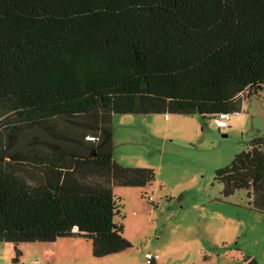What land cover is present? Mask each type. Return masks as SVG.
<instances>
[{
  "label": "trees",
  "instance_id": "obj_1",
  "mask_svg": "<svg viewBox=\"0 0 264 264\" xmlns=\"http://www.w3.org/2000/svg\"><path fill=\"white\" fill-rule=\"evenodd\" d=\"M261 91L264 0H0L7 135L58 118L82 128L73 147L29 158L33 186L0 157V242L80 238L94 258L131 248L112 189L144 188L154 172L114 161L112 114L197 115L204 124ZM215 179L224 197L245 190L264 213V137Z\"/></svg>",
  "mask_w": 264,
  "mask_h": 264
},
{
  "label": "rangeland",
  "instance_id": "obj_2",
  "mask_svg": "<svg viewBox=\"0 0 264 264\" xmlns=\"http://www.w3.org/2000/svg\"><path fill=\"white\" fill-rule=\"evenodd\" d=\"M239 98L241 112L220 131L213 125L217 118L201 124L197 115L112 114L114 161L154 172L153 182L144 188L112 189L120 205L114 220L123 225L131 248L94 258L90 243L82 239L0 242V264H147L146 253L159 256L155 264H264V213L253 208L245 190L224 197L215 179L254 138L264 137V91ZM7 116L0 110L2 164L30 186L36 168L29 158L56 146L73 147V131L82 129L58 118L46 130L24 129L13 138L5 129ZM84 121L90 122H76ZM87 136L83 142L92 137ZM14 155L19 159L13 160ZM16 252L18 261L13 263Z\"/></svg>",
  "mask_w": 264,
  "mask_h": 264
},
{
  "label": "built area",
  "instance_id": "obj_3",
  "mask_svg": "<svg viewBox=\"0 0 264 264\" xmlns=\"http://www.w3.org/2000/svg\"><path fill=\"white\" fill-rule=\"evenodd\" d=\"M239 97H243V95H240ZM242 102H241V104H242ZM239 113H235V114H239ZM232 115L233 114H222V115H220L216 120H214L213 125L219 131L220 130H227L229 128V121H230V118ZM165 118H167V115H165ZM149 200H151V198H149ZM144 258H145L147 264H154L159 260V256L157 254H151V253H146L144 255Z\"/></svg>",
  "mask_w": 264,
  "mask_h": 264
},
{
  "label": "crops",
  "instance_id": "obj_4",
  "mask_svg": "<svg viewBox=\"0 0 264 264\" xmlns=\"http://www.w3.org/2000/svg\"><path fill=\"white\" fill-rule=\"evenodd\" d=\"M241 107H242V104H241ZM241 112V111H240ZM230 127V126H229ZM72 239H80V238H72Z\"/></svg>",
  "mask_w": 264,
  "mask_h": 264
}]
</instances>
